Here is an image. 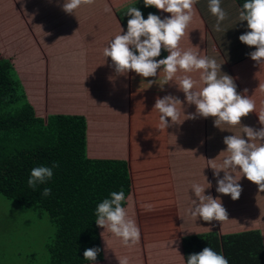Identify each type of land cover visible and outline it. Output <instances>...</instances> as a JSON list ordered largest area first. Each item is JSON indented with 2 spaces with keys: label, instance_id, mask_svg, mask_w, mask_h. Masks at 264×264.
Listing matches in <instances>:
<instances>
[{
  "label": "crops",
  "instance_id": "1",
  "mask_svg": "<svg viewBox=\"0 0 264 264\" xmlns=\"http://www.w3.org/2000/svg\"><path fill=\"white\" fill-rule=\"evenodd\" d=\"M125 1L127 5L122 7L121 3L117 6L116 2L113 6L114 0H94L91 5H81L73 11V14H68L62 9L64 0H0V50L6 56H11L0 55V58L12 61L22 84L25 80L24 89L28 84L29 101L34 108L46 109L44 114L38 113L36 109L39 116L46 117L48 114L61 113H48L45 116L49 110V102L53 111L85 109L87 106L85 100L89 98L86 93V90L89 91L86 81L89 79L88 85H90L91 70L94 76L97 73L100 74L105 59H103L104 48L107 42L102 40V30L99 28L101 20L107 21L104 23L105 27L109 25L106 29L110 30L113 26V35L115 32L118 34L119 19L122 24L121 18L126 17L124 11L127 12L128 8L136 7L134 4L138 0ZM140 4L139 10L145 19L149 13L161 19L171 15L152 6L146 7L144 0H140ZM208 5L209 0H198L193 6L192 20L179 42V50L191 51L201 57L215 59L218 64H221L219 75L231 76L236 84L237 92L254 101L255 111L242 117L241 125L235 126L221 123L217 127L214 125V117L204 118L197 115L194 119L185 120L186 124L189 123L188 121H194L196 128L189 129L186 134H183L180 130L176 132L174 129L176 125L173 124L178 123L179 119L172 123L170 118H166L170 126L163 128L160 121L161 114L153 106L147 108L149 111H146V114L152 113L157 116L160 125L155 132L157 146L150 153H146V149L139 141L137 151H131L128 148L131 127L133 126V130L136 124L132 123L130 116V110L134 107L130 96L133 86L132 71L118 74L113 65L110 69L115 72L116 81L111 84L107 80L106 85L103 86L102 80H96L100 88L97 90L98 94H102L97 101L101 103L99 106H104L106 102H110L111 98L123 100L124 107L128 109L129 123H122L123 120H119L118 133H112L119 142L117 147L121 148L120 155L108 150L96 151L89 148L88 143V157L123 159L132 162L134 192L128 199L125 209L128 217L136 222L140 239L126 246L122 239L116 237L108 228L100 227L105 259L103 262L94 264H119L118 259L122 257H127L129 264H187L183 238L214 232L221 236L223 255L228 259L229 264H264V191H259L257 185L237 171L233 175L237 179L241 176L238 183L241 185L242 192L237 200H232L230 195L216 191L217 179L223 178V171L219 173V177L205 179L208 174L214 176L213 168H219L223 158L228 155L225 151L226 145L223 143L225 136L241 135L242 138L247 139L242 133L243 126L256 130L264 127L259 121V116L264 115V62L253 61L248 53L255 51V47L247 46L238 39L249 29L246 21L239 20L240 8L236 2L221 0V7L226 11L227 19L221 22L222 30L219 32L214 30L217 18L211 14ZM102 10L106 13L100 18L98 13ZM6 15H8L7 18ZM13 18L16 19L14 25H5ZM98 43L100 44L96 45ZM212 45H215L214 49L211 48ZM72 46H74L73 53H79V56L78 61L72 65V83L68 85L61 83L60 75L54 68V62L59 67L60 61L69 58ZM89 54L93 55L96 64L93 69H90L87 60ZM168 54L162 47L161 55L155 59H164ZM69 74L70 70L66 69L64 81H68ZM165 75L161 67L157 70V76L150 80L152 83L148 84L149 87L154 84L152 91L156 90L158 94L160 93L158 98L171 95L184 101L182 98L185 96L179 89V80L186 75L197 82L194 91H198L203 86L199 70L190 73L179 70L166 84H164ZM64 85H67L66 89ZM109 86L113 89L108 94L107 101L102 88ZM245 89H247L246 92ZM56 90L60 97H49ZM79 100L83 102L80 103ZM109 108H112V105ZM188 108V114L196 113L195 105L189 104ZM177 109L181 110L179 105ZM141 111L143 112V109ZM180 112L183 115L185 111L182 109ZM88 129L89 120L87 119V131ZM168 129H172V133L167 131ZM97 134L101 135L100 143L107 141L102 133ZM120 137L124 138L128 145L126 150L125 143L120 142ZM108 142L109 150L116 151L115 140H108ZM206 148L209 156L214 157L215 163L208 162ZM137 157H141V160L137 161ZM152 160L156 162L151 163ZM137 162H140L139 168H135ZM166 173L172 175V186L164 181ZM186 177L192 179L190 183L183 182ZM209 182L211 187L207 188ZM194 184L205 188V195L221 200L228 213L227 220L206 222L189 214L191 200L197 199L191 189ZM171 241H173L172 244Z\"/></svg>",
  "mask_w": 264,
  "mask_h": 264
},
{
  "label": "clouds",
  "instance_id": "2",
  "mask_svg": "<svg viewBox=\"0 0 264 264\" xmlns=\"http://www.w3.org/2000/svg\"><path fill=\"white\" fill-rule=\"evenodd\" d=\"M93 2L94 0H64L62 9L68 14H73L81 5H91ZM197 2L198 0H144L146 7L152 6L171 14L164 19L153 13H149L145 19L139 9L128 8L127 15L131 18L127 21V31L121 34L123 29L120 27V34L111 39L104 48V57L111 58L118 74L132 71L143 78L155 77L157 70L163 67L166 74L164 84L171 81L179 70L185 73L199 70L203 86L198 91L193 90L197 82L190 76L186 75L179 81V89L184 93L185 101L196 108V113L184 115L185 119H194L198 115L204 118L214 117V125L217 127L221 123L241 125V118L255 111L254 101L237 92L231 76L219 75L221 64L215 59L179 50V42L192 20L193 6ZM208 6L211 14L217 18L214 30L219 32L222 30L221 22L227 19V13L221 7V0H209ZM239 20L246 21L249 29L238 37L239 41L255 47V51L248 53L253 61L264 62V0H245L239 10ZM162 47L169 54L164 59L157 60L155 58L161 55ZM151 83L150 81L149 85ZM181 103L178 98L171 95L156 99L154 107L161 114L163 128L170 126L166 118H170L172 123L179 119L177 105L181 106ZM259 121L264 125V115L259 116ZM242 133L247 139L241 135L224 137L223 143L226 145L225 151L228 155L223 158L219 168H213L214 177H219L221 171L224 173L223 178L217 179L216 191L230 195L232 200H237L242 192L238 183L241 176L257 185L259 191H264V127L256 130L243 126ZM56 166L54 164L52 167ZM52 167H34L27 181L28 186L35 190L38 184L50 180L53 176ZM237 171L242 173L239 179L233 175ZM207 185V188L211 187L210 182ZM191 189L197 198L191 200V207L188 210L191 216L199 217L206 222L228 219L227 210L219 198L205 195V188L198 184H194ZM50 194V188H44L41 193L44 197ZM124 200L125 194L122 189L110 193V198L97 205L95 223L98 227L108 228L127 246L139 241L140 231L136 222L128 217L126 209L122 207ZM209 230L211 231L210 228ZM99 252V248H86L83 257L85 260L95 261ZM118 261L119 264H129L127 257H122ZM187 264L229 262L222 253L205 247L199 253L189 254Z\"/></svg>",
  "mask_w": 264,
  "mask_h": 264
},
{
  "label": "trees",
  "instance_id": "3",
  "mask_svg": "<svg viewBox=\"0 0 264 264\" xmlns=\"http://www.w3.org/2000/svg\"><path fill=\"white\" fill-rule=\"evenodd\" d=\"M234 1L239 8L245 2ZM135 6L140 9V0ZM124 13V19L131 18L126 11ZM140 109L133 107L130 110V114L135 110L141 118L147 119L137 127L138 131L131 127V151H137L144 140L145 127L155 133L160 126L155 114L144 116ZM87 147L86 117L81 114L39 116L12 61L0 58V197L49 216L56 230L48 245L50 264L103 262L105 254L100 227L95 223L96 207L110 198V193L122 189L125 194L122 207L126 208L134 192L132 162L90 158ZM54 164L57 166L52 167ZM38 166L52 167L53 176L33 190L27 181L31 170ZM139 167L140 162H137L135 168ZM44 188L51 189L47 197L41 195ZM93 247L100 249L97 259L85 260V249ZM205 247L223 254L220 234L183 238L186 259Z\"/></svg>",
  "mask_w": 264,
  "mask_h": 264
},
{
  "label": "rangeland",
  "instance_id": "4",
  "mask_svg": "<svg viewBox=\"0 0 264 264\" xmlns=\"http://www.w3.org/2000/svg\"><path fill=\"white\" fill-rule=\"evenodd\" d=\"M132 0H127V2ZM115 2L122 5V7L126 6L127 3L125 0H114L113 6L115 5ZM135 5V4H134ZM137 6V5H136ZM119 10V8H118ZM120 11V10H119ZM105 11H99L100 18L105 16ZM113 16L112 11L110 12ZM8 15H6V18ZM15 18L17 16H14ZM13 18L9 20L5 25H14L16 19ZM122 19V24L119 19V25L123 29V32L121 34H124L127 31V21L128 19ZM114 21H112L113 23ZM104 23H107L106 20H101V26L99 27L102 30V40L104 39V42H107L106 45H108V42L113 39L116 35L120 34V26L117 32L113 35V26L111 29H106L104 26ZM116 31V30H115ZM100 43L96 44L99 45ZM107 47V46H106ZM211 48H215V45H212ZM74 46L70 48L69 51V58L60 61L59 67H57L56 62H54V68L58 75H60L61 83H67L70 85L72 83L71 80V70L72 65L74 62L78 61L79 53H73ZM0 55L5 57H11L6 56L5 53H2L0 50ZM105 58V59H104ZM103 69H101L100 74L97 73L94 76L93 70H91L90 74V85H88V81H86V87L89 91L86 90V93L89 95V98L85 100V109H69V110H63V111H53L50 108V102L48 103V111L45 114V116L48 113H62V114H81L86 117V120H89V129L87 131V142L89 143V148L96 149V151H103L108 150L109 152H114L117 155H120V147H117V144L119 142L117 141V138L114 133H118V121L123 120V122L129 123V118L127 116V107H124L123 100H119L118 98H111L110 102H106L104 106H99L101 103L97 102L99 100V97L102 96V94H98L97 90H100L98 83L96 80H102V85H106V81L109 80L112 84L113 81H116L115 72L110 69V67L113 66L111 58L109 57H103ZM87 60L89 61L90 69H93V66L96 65L94 61L93 55L89 54V57L87 56ZM85 64L86 61H85ZM42 67H44L42 65ZM98 67V66H96ZM69 69V79L68 81H64L63 77H65V70ZM96 69L94 70V72ZM106 74H102L105 73ZM131 79H132V93H131V99H132V105L136 108L143 109L144 116H148L146 114V111H149L147 108H152L155 105V100L158 98L159 94L156 90H153V86L149 87L148 84L150 80H152V77L143 78L136 74L135 72L131 73ZM87 75V74H86ZM223 75V74H222ZM88 76V75H87ZM89 77V76H88ZM24 78H22L23 80ZM179 80V78H177ZM25 80H23V84ZM180 81V80H179ZM63 86V85H58ZM91 86V90H90ZM24 88V87H23ZM64 88H67V85H64ZM86 88V89H87ZM103 94H106L107 101H108V94L113 89L112 87H103ZM28 96V84L25 85V89ZM76 93V92H75ZM81 93V92H80ZM52 96L54 98H59L60 94L56 90L52 94L49 95V97ZM29 98V97H28ZM184 101H181V106L179 105V109H183L184 114L181 115L182 112H180L179 121L176 124V132L177 130H180L183 134H186V131L189 129L194 130L197 125L194 124V121H188L189 123H185V116H187L189 112V104L187 102L185 103V98H182ZM79 102H83V100H79ZM111 103V104H109ZM66 106H70L71 104H65ZM110 105H112V108H109ZM100 107V108H99ZM38 110V113L46 112L45 108H36ZM140 109V110H141ZM125 111V112H124ZM60 113V114H61ZM194 114L193 112H191ZM123 115V116H122ZM185 115V116H184ZM132 118V123L134 122L138 124V126H134V128L139 127L144 122L147 121L145 117L141 118L140 114H137V112L134 110L133 114H130ZM156 118V116H153ZM104 118V119H103ZM102 122V124H100ZM193 122V123H191ZM121 123V124H122ZM172 126V125H171ZM144 130L147 131L146 135H143L144 140L142 141V145L146 146L144 148H147L145 150L146 153H150L153 151L157 146V139H155V133L154 131H151L147 129L146 127ZM170 133H172V129H168ZM102 133L106 140L103 143H100L102 139H100L101 135L96 133ZM111 134V135H110ZM157 138V137H156ZM108 140H115L116 144V151L109 150L110 143ZM123 141L125 143L124 149H127V144L125 142V139L120 137V142ZM100 143V144H98ZM99 145V146H98ZM130 149V144L128 146ZM126 151L124 152V154ZM205 153L208 154V162L215 163L213 156H209V153L206 151ZM141 157H137V161H140ZM143 160V158H142ZM143 162V161H142ZM156 161H151V163H154ZM171 174L166 173V176L164 177V181L167 183L169 182V185H173V180L171 179ZM214 176L212 175H206L205 179H213ZM192 179H189L186 177L183 182H191ZM187 192V191H186ZM56 230L53 227L51 220L47 214H40V212H37L36 210L32 208H27L24 206H20L14 201H9L5 199L4 197H0V264H50V254L48 252V245L53 241L55 237Z\"/></svg>",
  "mask_w": 264,
  "mask_h": 264
}]
</instances>
